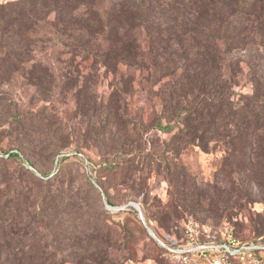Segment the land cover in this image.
<instances>
[{"label": "rangeland", "instance_id": "1", "mask_svg": "<svg viewBox=\"0 0 264 264\" xmlns=\"http://www.w3.org/2000/svg\"><path fill=\"white\" fill-rule=\"evenodd\" d=\"M7 1L11 0H0V3ZM88 12L90 15L84 14L85 7L74 12L73 28L59 22L51 2L42 5L39 0L26 14L21 28L27 37V41H22L25 44L23 52L28 53L21 61L13 62L19 64L0 73V199H36V195L46 193H54L53 199L61 197L63 204L88 199L85 203L90 204L89 217H94L95 223L98 214H105L108 219L98 227L103 242L95 240L92 224L78 230H85L89 237L80 245L89 249V253L101 252L102 264H184L170 258L156 239L176 241L182 238L179 233H183L184 224L192 220L215 230L230 229L245 239L264 237V194L254 186L251 199H237L230 189L224 195L215 192V198L224 201L214 204V208L206 201L202 210L182 205L166 174L172 161L170 149L174 141L167 131L169 118H163L162 96L170 81V70L159 65L160 60L157 65L152 55H146L149 49L145 42L142 47L134 42L136 36L144 37L137 30L132 32V43L125 47L116 43L110 47L111 42L106 40L108 30L99 21L102 11L99 16L93 9ZM135 18L133 14L128 16L132 25L136 24ZM105 61L110 68H105ZM241 66L243 72L235 85L236 95L252 92L248 67L244 63ZM43 115L53 124L44 134L32 136L34 140L29 147L25 142L29 136L25 133L30 123ZM89 124L101 125L107 137L115 133L112 142H105L116 151L133 149L131 143L122 147L118 135H124L125 141L142 136L140 145L145 152H152L153 160L134 159L132 154L120 158L110 156L109 159L96 140L99 137L94 140L92 136H95L87 133L85 128ZM170 124L174 125L172 121ZM53 144L59 146L56 152L50 151ZM11 149L20 150L23 159L7 158L5 154ZM63 149L71 153L79 151L80 156L72 154L61 161L63 156L59 152ZM87 158L98 166V171L93 163L87 168ZM80 159L84 161L82 165ZM179 159L200 189L207 185L229 188L235 180L233 160L227 165L229 158L216 143L211 142L205 148L187 145ZM27 161L32 168L26 167ZM60 167L66 172L64 188H60L59 181L33 184L25 175L46 181ZM96 175L102 190L95 189L93 177ZM81 177L87 179L91 192L79 190ZM69 179L72 181L68 182ZM107 198L114 204H109ZM131 202L142 203V206L139 204L143 215L144 211L149 215V211L155 209L169 215L162 221L150 218L155 236ZM85 210L87 208L83 212ZM73 216L78 224L81 223L76 214ZM33 227L34 233L36 228ZM49 228L42 230L43 233L50 232ZM59 239L51 236L43 245L55 248L60 244L55 242ZM87 261L76 259L73 263L68 259L65 264H91Z\"/></svg>", "mask_w": 264, "mask_h": 264}, {"label": "trees", "instance_id": "2", "mask_svg": "<svg viewBox=\"0 0 264 264\" xmlns=\"http://www.w3.org/2000/svg\"><path fill=\"white\" fill-rule=\"evenodd\" d=\"M37 1L11 0L0 3V73L13 64H19L13 62L21 61L22 56L28 53L23 52L25 44L22 41H27V37L21 27L27 12L35 7ZM40 1L42 5L51 2L59 22L66 27L75 24L74 12L82 7H85L84 14L87 16L92 9L96 16L102 11L99 21L108 30L106 40L111 42L110 47L116 43L124 47L132 43V32L137 30L144 37L138 35L134 42L140 47L145 42L149 49L146 55H152L157 65L160 60L159 65L170 70V81L162 96L165 105L163 118H169L167 127L170 129L167 131L173 135L174 141L170 149L172 161L166 168V174L172 190L185 208L202 210L205 201L214 208V204L219 205L224 201L215 198L217 191L224 195L231 189L237 199H251L254 186L264 194V0ZM129 14L136 17L135 25L128 20ZM96 16L89 17L96 20ZM243 63L248 67L252 92L236 95L234 89L239 74L243 72ZM104 66L110 68L108 61H105ZM171 121L174 125L170 124ZM52 124L51 119L44 115L30 123L29 131L25 133L29 136L26 137V144L30 147L34 140L32 136L44 134ZM100 127L89 124L85 129L88 134L95 136H92L94 140L99 137L96 140L101 143L105 150L103 154L108 158L132 154L134 159L153 160L152 152H145L140 145L142 136L125 141L124 135H118V143H122V147L130 146L131 143L133 149L116 151L115 147L105 142H112L115 133L107 137ZM211 142L222 146L229 158L227 165L233 160L236 175L235 180L230 181L229 188L207 185V188L200 189L193 175L179 159L185 146L193 144L205 148ZM58 147L53 144L50 151L56 152L55 148ZM78 152L61 150V161L72 154L80 156ZM5 155L7 158L24 157L18 149H11ZM80 160L82 165L84 161ZM27 162L26 167L32 168V164ZM90 163L98 171V166L87 158L88 168ZM223 171H226L225 168ZM25 175L29 177L28 181L38 185L59 181L60 188H64L67 182L62 167L46 181L30 174ZM93 180L95 189L102 190L99 177L96 175ZM83 189L91 192L89 182L81 177L79 190ZM53 196L54 193H46L36 195V199H0V264H65L68 259L73 263H76V259H87L91 264H102L101 252L89 253V249L80 245L89 237L85 230H78L93 224L95 240L101 239L103 242L98 227L108 218L105 214H98L95 223L94 217H89L90 204L85 203L88 199H82L76 204L70 201L63 204L64 199H53ZM107 202L114 204L109 198ZM85 208L87 210L83 212ZM74 214L80 218V225ZM144 215L147 229L152 230L150 218L162 221L165 220L163 217H169L156 209L150 210L149 215L144 211ZM31 226L36 228L34 233ZM50 226L55 228L50 229ZM47 228L50 232L43 233L42 230ZM184 230L185 224L179 236H184ZM51 236L61 238L55 241L60 243L55 248L43 245V241L49 240ZM159 240L165 244H171L172 241L156 239L166 253ZM71 241L75 245H69Z\"/></svg>", "mask_w": 264, "mask_h": 264}, {"label": "built area", "instance_id": "3", "mask_svg": "<svg viewBox=\"0 0 264 264\" xmlns=\"http://www.w3.org/2000/svg\"><path fill=\"white\" fill-rule=\"evenodd\" d=\"M159 244L184 264H264L263 237L244 239L230 229L214 230L194 220L186 223L182 238Z\"/></svg>", "mask_w": 264, "mask_h": 264}, {"label": "water", "instance_id": "4", "mask_svg": "<svg viewBox=\"0 0 264 264\" xmlns=\"http://www.w3.org/2000/svg\"><path fill=\"white\" fill-rule=\"evenodd\" d=\"M131 204H132V205L138 210V212H139V214H140V216H141V219H142V220L144 221V223H145V218H144L143 212H142V210H141V208H140V205H139L138 203H135V202H131ZM145 224H146V223H145ZM149 231L151 232L152 235L155 236V234H154V232H153L152 229L149 228Z\"/></svg>", "mask_w": 264, "mask_h": 264}]
</instances>
